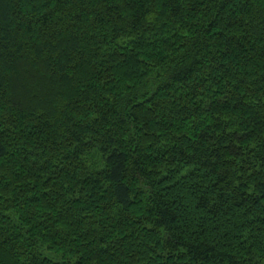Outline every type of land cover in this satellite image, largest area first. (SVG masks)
I'll use <instances>...</instances> for the list:
<instances>
[{
  "label": "trees",
  "instance_id": "1",
  "mask_svg": "<svg viewBox=\"0 0 264 264\" xmlns=\"http://www.w3.org/2000/svg\"><path fill=\"white\" fill-rule=\"evenodd\" d=\"M0 264H264V0H0Z\"/></svg>",
  "mask_w": 264,
  "mask_h": 264
}]
</instances>
